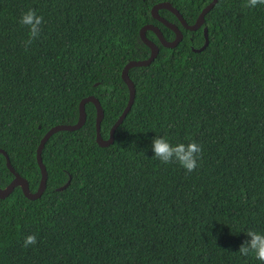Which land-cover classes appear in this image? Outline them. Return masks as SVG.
I'll use <instances>...</instances> for the list:
<instances>
[{
  "label": "trees",
  "instance_id": "trees-1",
  "mask_svg": "<svg viewBox=\"0 0 264 264\" xmlns=\"http://www.w3.org/2000/svg\"><path fill=\"white\" fill-rule=\"evenodd\" d=\"M161 2L193 25L211 0H0V150L31 192L40 140L74 125L83 98L99 101L108 138L128 101L123 67L149 57L139 30L174 39L151 17ZM245 2L217 0L196 31L158 11L182 41L146 32L158 54L128 71L135 98L110 145L96 143L92 103L80 129L47 140L42 195L0 198V264H261L238 253L248 231L264 234V5ZM29 9L44 23L26 46ZM158 136L201 145L198 167L154 158ZM13 179L0 153V189Z\"/></svg>",
  "mask_w": 264,
  "mask_h": 264
},
{
  "label": "water",
  "instance_id": "water-1",
  "mask_svg": "<svg viewBox=\"0 0 264 264\" xmlns=\"http://www.w3.org/2000/svg\"><path fill=\"white\" fill-rule=\"evenodd\" d=\"M216 2H217V0H211V2L206 7H204L202 9V11L199 13V15H198V17H197V19L193 25H188L183 20L182 16L179 14V12L174 7H172L170 3L161 2V3L155 4L150 10L151 17L154 20H156L157 22H159L162 25H164L165 27H167L168 29H170L174 33V39L172 41L166 40L163 37V35L161 34V32L159 31V29L152 24L144 25L139 30V37H140L141 41L150 50L149 57L145 60L129 61L123 67L122 72H121V79L123 80V82L125 83V85L128 89V101H127L126 107L124 108L123 112L118 117V119L114 123V125L111 127V129L109 131L108 138L103 139L101 137V134H100V124H101V121L103 118V110L101 108L99 101L95 97H92V96L83 98L79 103V106H78L79 116H78L77 122L74 125H56V126L52 127L51 129H49L45 133V135L42 137V139L40 140L39 145L36 149V162H37L38 168L40 170L41 177H40L38 188L34 193L29 190V186H28L27 181L25 179H23L21 176H19L17 173H15L14 169L11 167V164H10V161H9L7 154L4 151L0 150V153L3 154V156L5 157L7 168L14 175V179L11 181V183L6 188L0 189V198H5L16 187H20L23 195L27 199H30V200L38 199L42 195V193L44 192V190L46 188V180H47V172H46L45 166L43 165L42 159H41L42 149H43L45 143L47 142V140L53 134L58 133L60 131H75V130L80 129L83 126L85 119H86L85 105L87 103H92L95 107V110H96V118H95V133H96L95 140H96V143L100 147H106V146L110 145L114 140L115 130L122 123L123 119L125 118L128 111L130 110V108L133 104L134 98H135V88H134L132 81L130 80V78L128 76V71L134 67H142V66L149 65L155 59V57L158 54V46L146 37V32H148V31L153 32L154 35L156 36V38L158 39L159 43L161 44V46H163L165 48H174L183 39V35H182L181 31L174 24H172V23L166 21L165 19H163L162 17H160L158 14V11L159 10L169 11L170 13H172L177 18V20L179 21V23L182 25V27L184 29L189 30V31H196L197 29H199L202 26V24L204 22L205 15L213 8V6L216 4ZM203 36H204V44L198 50L193 49V51L200 52L206 48V46L208 45V36H207V29L206 28L203 29ZM67 184L68 183H66L61 189L65 188L67 186Z\"/></svg>",
  "mask_w": 264,
  "mask_h": 264
},
{
  "label": "clouds",
  "instance_id": "clouds-1",
  "mask_svg": "<svg viewBox=\"0 0 264 264\" xmlns=\"http://www.w3.org/2000/svg\"><path fill=\"white\" fill-rule=\"evenodd\" d=\"M259 5H264V0H246L244 7L255 8ZM19 23L29 30V38L25 41V45L30 46L32 41L38 38L41 33L44 18L37 15L35 10L29 9L21 14ZM152 149L155 153L154 158L159 159L164 164L178 163L187 172H192L198 167L197 160L202 152V146L196 142L187 145L179 143L173 146L167 138L159 136L153 139ZM246 235L250 237V240L245 241L240 246L238 253L242 256L252 254L256 260L264 264V234L248 231ZM36 243L37 236L30 234L25 237L23 246L27 248Z\"/></svg>",
  "mask_w": 264,
  "mask_h": 264
}]
</instances>
